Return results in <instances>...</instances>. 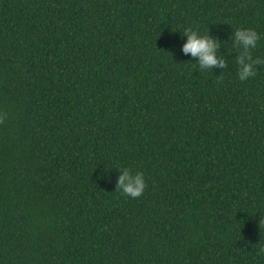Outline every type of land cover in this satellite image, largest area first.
<instances>
[{
  "label": "trees",
  "instance_id": "1",
  "mask_svg": "<svg viewBox=\"0 0 264 264\" xmlns=\"http://www.w3.org/2000/svg\"><path fill=\"white\" fill-rule=\"evenodd\" d=\"M241 27L264 56V0H0V264H264V65L237 78ZM185 29L229 67L200 71ZM125 167L142 196L115 191Z\"/></svg>",
  "mask_w": 264,
  "mask_h": 264
},
{
  "label": "clouds",
  "instance_id": "2",
  "mask_svg": "<svg viewBox=\"0 0 264 264\" xmlns=\"http://www.w3.org/2000/svg\"><path fill=\"white\" fill-rule=\"evenodd\" d=\"M184 43L181 51L185 56H190L200 71L229 67L228 57L220 51L222 41L211 34H201L194 29L183 30ZM261 39L260 33L254 28L241 27L235 29L228 41L238 49L235 58L236 75L240 81H247L257 74V66L264 65V56H254L253 50L258 48ZM224 71L221 72L222 75ZM219 75V76H220ZM118 175L115 191H120L124 196L138 198L143 195L147 187L144 174L130 168H116ZM104 177L101 176L100 179Z\"/></svg>",
  "mask_w": 264,
  "mask_h": 264
}]
</instances>
